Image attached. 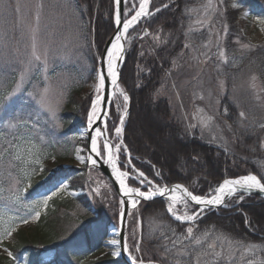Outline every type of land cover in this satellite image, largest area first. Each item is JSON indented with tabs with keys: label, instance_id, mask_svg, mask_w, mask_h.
<instances>
[{
	"label": "trees",
	"instance_id": "trees-1",
	"mask_svg": "<svg viewBox=\"0 0 264 264\" xmlns=\"http://www.w3.org/2000/svg\"><path fill=\"white\" fill-rule=\"evenodd\" d=\"M233 1L237 5L235 8H231L229 0L222 2L211 0L216 9L213 11L212 8H206L209 0H151L150 10L153 13L128 32L125 58L120 70L119 83L129 97V113L123 129V144L133 157L134 165L149 177L153 176L152 166H154L160 170L163 184L182 183L194 194L201 196L210 194L225 178L249 173L264 177L255 167L258 160L254 159L257 157L254 152L260 150L262 143L264 144V127L263 130L260 129L261 131L255 128L254 132L252 130L244 135L245 137L243 136L244 141L248 140L247 145H251L254 151L252 155L244 159L245 161H240L237 153L244 151L235 148L231 151L230 155L233 157L230 159V156L225 154V149L214 146L204 139L201 140L196 135L191 138L181 122L174 118L167 99L159 96L158 90L174 72L173 66H176L178 61H185L195 50H198L202 42L201 35L207 32L208 27L219 35L225 34L223 51L227 63L222 62V67L235 77L239 74V70L244 72L247 69V73L255 72L263 82L264 88V42L259 46L250 45L251 47L247 48L237 45V43L249 45L240 30V13L245 10L264 13V0ZM39 5L50 10L43 13L42 21L39 23V27L42 28L39 37L44 46L43 53L46 52L49 59L48 77L54 84L62 78L61 88L66 98L60 112L65 119L62 120L63 125L59 132L65 129L73 131L77 123L79 126L83 125L82 120L77 118L79 109L82 108L84 111L85 107L86 112L90 104L89 98L86 105L85 100H81L80 91L93 78L101 48L114 30V2L113 0H40ZM225 24L226 32L223 27ZM6 32L10 35L11 29ZM153 36H158L160 42L155 41ZM16 44L17 40L10 35L5 45L6 50H0V97L12 89L17 77V73L9 70L14 66L17 71L18 64L10 61L19 57L21 60H26L23 56L30 57L27 51L26 54L22 52V55H15L16 48L21 50L24 43L18 47ZM7 58L9 60L4 61ZM219 62L220 60L217 63ZM31 72L33 74L34 71ZM232 82L234 80H230L227 75V85L231 86ZM28 89V85L27 89L23 88L24 91ZM141 100H144L151 110L158 109L156 112H159L161 116L159 121L162 124L158 130L167 132L169 139L179 146L178 152L185 171L180 172L174 167L175 160L169 164L157 159L152 149L154 145L149 138L146 135L144 138L137 137L134 133L133 121L140 114ZM15 102L17 106L11 105L3 109L8 113L7 117L10 120L14 115H18L21 121H25L26 116L31 114L32 123L35 121L40 123V119L34 118V111L30 110L34 107L31 102L23 98L20 102L19 100ZM260 103L264 105V98ZM112 110L111 108V114ZM239 116L241 117L236 108H231L225 117L227 121L232 122L234 128V125L238 124ZM247 117L246 111L245 118ZM253 120H258V117ZM259 124L264 125V119ZM148 128L150 132H155V128L150 124ZM237 142L240 140L238 139ZM3 163L4 161L1 165ZM63 172L65 170L57 173L61 175ZM96 172L97 170L93 169L89 171L92 175ZM89 173L85 171L76 173L74 178L78 179V186L74 188H82L80 186L83 181L89 183ZM229 201L226 207L206 211L192 223H182L172 219L166 212V203L162 199L141 201L131 212L139 218L140 229L131 232L132 223L128 227L127 222L128 248L132 246L133 254L138 260L159 264H177V262L195 264L202 249H209V245L214 241L220 242L221 247H226L227 251L256 245L257 247L252 249L258 250V255L264 262L263 198L244 196L240 202ZM84 203L85 198H72L69 195L64 199H54L45 214L40 216L38 230L31 237L21 234L19 244L9 247L11 252L17 257L23 250H28L27 264H67L72 261L73 264H124L109 253H104L95 259L87 258L90 252L101 249V240L107 231L109 221L107 216L95 218L94 213L90 211L92 209L84 210L80 216H73L72 219L70 210ZM96 210H101L99 205ZM97 218L100 220L97 221ZM73 221L81 229L75 227L76 225L72 226ZM189 227L193 229L191 235L187 233ZM77 239L79 240L76 241ZM137 244L139 251L136 250ZM38 248L53 250L52 261L44 262L40 259L41 250L35 256ZM13 259L12 256L5 257L0 259V264H14Z\"/></svg>",
	"mask_w": 264,
	"mask_h": 264
},
{
	"label": "rangeland",
	"instance_id": "rangeland-1",
	"mask_svg": "<svg viewBox=\"0 0 264 264\" xmlns=\"http://www.w3.org/2000/svg\"><path fill=\"white\" fill-rule=\"evenodd\" d=\"M229 1L231 8L237 7L233 0ZM139 2L140 0H126L124 19H130L135 15L139 9ZM39 3L40 0H0V50H6L5 45L11 35L13 39L17 40L16 47L24 43L21 50L16 48L15 55H22V52L25 54L28 52L30 55V57L23 56L26 57V60H21L19 57L17 60L10 61V63L16 62L18 67L17 71L14 66L9 70V72L17 73L13 87L9 92L16 89L18 83L20 87L12 97V102L0 105V259L10 257L8 255V252L11 251L9 247L19 244L21 234L28 237L33 236L38 230L40 218L33 219L35 211H40L41 215L45 214V211L56 198L64 199L66 195L72 198H85L84 205L74 206L70 210L69 214L72 219L73 216H80L84 210L92 209L90 211L94 213L95 218L107 216L109 221L107 234H111L112 227L117 225L121 211L118 196L108 180L98 171L95 175L89 173V183L81 182L82 186L80 187L82 188H74V186H78V179L74 178L75 174L86 171V143L79 130L85 127L87 111L85 112V107L84 111L82 108L79 109L77 118L82 120L83 125L79 126L77 123L74 127L75 131L65 129L59 132L63 125L62 120L65 119L60 112L66 98L65 92L61 88L62 78H59L54 84L48 77L47 63H49V59L47 53H43L44 46L39 37L42 28L39 27V23L42 21L43 13L50 10L48 7L39 5ZM37 16H39V20H37ZM259 19H264L263 12L245 10L239 15L240 30L249 45L259 46L264 42V25L258 23ZM9 28L11 29L10 35L6 32ZM33 37H35V41ZM152 38L160 42L158 36ZM201 38L202 42L198 50H195L193 55L185 61H178L177 65L173 66L174 72L160 86L158 94L167 99L173 110L174 118L181 122L191 138L196 135L201 140L204 139L214 146L225 149V154L229 155L230 159L233 157L230 155L231 151H234L235 148L241 152L244 151V153H237V157L243 161L254 152L251 145L246 143L249 141H244L243 136L252 130L254 132L255 128L259 131L262 129L259 123L264 119L262 117L264 116V105L260 103L264 98L263 82L259 80L255 72L247 73V69L244 72L239 70V74L235 77L225 67H222L223 64L227 63V59H222L219 56V52L223 51L224 33L219 35L214 29L208 27L207 32L201 35ZM34 43L36 54L41 57L40 60L33 58ZM237 45L244 48L242 47L244 44L237 43ZM8 60L9 58L4 61ZM219 60L220 62L217 63ZM32 70L34 71L33 74H31ZM9 72L8 77H10ZM227 75L230 80H234L230 84L231 86L227 85ZM253 76L256 77L255 80L252 79ZM94 77L95 74L80 91L79 97L81 100H85V105L88 104V98L91 101L93 97V93L88 90V85L94 80ZM27 85L29 89L24 91L23 88L27 89ZM21 98L34 105L30 110L31 112L34 111V118L40 119L39 124L36 121L32 123L31 114L26 116L25 121H21L18 115H14L11 120L7 117L8 113L3 109L11 105L17 106L15 101L19 100L20 102ZM113 98V105L110 104L105 128L114 149V146L120 143L122 139L123 131L120 138H117L115 128L121 126L120 116L125 115V102L119 92H115ZM111 108L113 109L112 114ZM231 108H236L239 114L244 113L239 118L235 117L239 121L238 124L234 125V128L232 122L227 121L225 117ZM246 111L248 112L247 118H245ZM128 113L129 110L125 115L126 118ZM149 115H151L149 117L152 122L159 121L161 118L159 112L153 111ZM257 117L258 120H253ZM126 120L124 119L123 129ZM148 124L155 128V132H150ZM133 127L137 137L144 138L146 135L153 143L152 149L157 159L169 164L175 160L174 167L180 172L185 171L183 160L178 152L179 146L169 139L167 132L158 130L155 125L147 121L144 114L137 115L133 121ZM238 139L240 142H237ZM102 143L103 141L100 142L101 147ZM77 149L81 150L79 155L84 158V163L76 159ZM254 153L257 156L254 159L258 160L255 167L261 175H264V144L262 143L261 149ZM128 155L125 150L117 154L118 167L121 171L129 172V178L126 181L128 186L140 188L142 191L150 188L155 190V185L152 183L148 188L145 187L148 183L144 185L139 183L137 170H142L133 165V159ZM2 161H4L3 165H1ZM241 164L244 165V163ZM152 168L155 170L153 176L149 177L146 174L145 176L156 183L154 178L160 170L154 166ZM61 170H65V172L59 175L57 172ZM54 192L56 195H53ZM46 196L51 197V199L44 206L42 201ZM240 196L235 195L225 200L226 204L229 200V202L242 201L239 199ZM165 202L169 203V199H166ZM97 205L100 206L101 210H96ZM174 210L177 215L196 214L189 202L187 207L182 203H177ZM169 215L175 218L170 212ZM22 220H27L28 223L24 224L21 222ZM96 220L100 219L97 218ZM131 223V232L140 229L139 218L135 217L134 213H130L128 216V227ZM75 225L76 223L73 221L72 226ZM91 225L89 226L90 231ZM75 227L79 228L77 225ZM13 228L15 231H13L12 236H6L5 233ZM208 248L202 249L195 264H249V262L264 264L258 255V250L252 248H233L227 251L226 247L222 248L220 242L217 241L211 243ZM40 250V259L44 262L52 261L54 258L53 250L38 248L35 256ZM105 251L107 248L103 246L98 251L90 252L87 258L95 259ZM128 252L135 256L132 246L128 248ZM27 256L28 250H23L22 254L17 257L12 252L14 264H27ZM67 264H73V261Z\"/></svg>",
	"mask_w": 264,
	"mask_h": 264
},
{
	"label": "snow or ice",
	"instance_id": "snow-or-ice-1",
	"mask_svg": "<svg viewBox=\"0 0 264 264\" xmlns=\"http://www.w3.org/2000/svg\"><path fill=\"white\" fill-rule=\"evenodd\" d=\"M222 2V0H221ZM121 4V0H115L116 5V12H115V23L117 25L122 24L123 30H117L115 34L114 40L111 41V47L106 49L107 53V76L111 78V83L115 87V89L123 96V100L125 102L124 104V111L125 115L127 114V101L129 100V97L127 93L124 92V90L120 87L118 83V72H117V61L122 59V52H123V45L121 41L125 38V33L128 32V29L132 27L134 24H136L141 17L150 16L152 13L149 11V4L150 0H140L139 2V9L135 12V15L131 17V19H124L121 20V13L119 10V6ZM235 6V5H234ZM167 7V5H165ZM206 8H212L213 11L216 9L213 7L211 0H209V3L206 5ZM156 11H159V9H156ZM37 20H39V16H37ZM258 23L261 25H264V19H259ZM224 31H227V25L224 26ZM33 40L35 41V37H33ZM242 47H251L250 45H242ZM33 58L35 60H40L41 57L36 54V48L35 43L33 44ZM219 56L222 59H227L225 56L224 51L219 52ZM23 79V77H22ZM253 80L256 79L255 76L252 77ZM105 80L106 76L101 72L97 75V83L94 85V88L96 90V98L92 100L91 102V110L88 112V123L89 126H91L97 119L100 118L101 113V104L102 100L104 99L102 96L99 95L101 90L105 86ZM19 83L17 84V88L14 89L12 92H9L6 94V96L0 97V105H4L8 102H12V97L15 95V92L19 90ZM125 115L120 116V125L119 127L115 128V133L117 138H120L122 131H123V124ZM241 116L244 115V113H240ZM261 127H264V125H261ZM102 135L101 129H96V135L91 137V152L95 154L96 157L104 158V154L106 153V159H104V163L109 164L112 166L113 173L115 175L116 180L120 184V191L124 194V196L131 198L130 202L133 208L137 206L139 203L138 198H143L145 200H151L153 197H156L157 195L163 197L168 193H171L169 196V203L167 207V211L170 212L177 220L180 221H192L195 219V213L192 215H188L185 213L184 215H177V212L174 210L177 203H182L185 207H187L189 199L191 201L195 202L197 205H221L224 202V199L226 196H232L236 193L243 191V192H249L253 189H258L261 192H264V177H258L255 174L249 173L247 175L239 176L238 178L234 179H224L222 183L219 184V186L215 189V195L209 197L194 195L192 191H189V189L181 184H176L172 186L171 188L164 186H155V190H152L151 188L148 191H142L140 188H132L129 187L126 183V180L129 178V172L128 171H121L120 168L117 165L118 157L117 154L120 153L122 150H125V146L123 144V140H120V143H117L114 146L105 141L101 146H98L97 138ZM77 155L76 159L80 161L81 163H84V158L79 155L80 149H77ZM90 163L95 166L97 164V159L92 158L91 156L88 158ZM138 175L137 179L139 180V183L141 185H144L146 183L151 184V181L147 180V177L145 176V173L143 171L137 170ZM157 175H159V172H157ZM66 187V186H65ZM182 193V195L180 194ZM53 195H56L54 192ZM136 197V198H133ZM51 199V197L46 196L44 200L42 201V204L44 206L47 205L48 201ZM240 200L244 199V196L241 195L239 197ZM121 205L125 204L124 200L120 201ZM202 211V209H201ZM41 213L40 211H35V215L33 216V219H38L40 217ZM124 211L121 210V217H123ZM24 224H27V220L21 221ZM13 231L15 229L8 230L5 235L8 237L12 236ZM187 233L191 235L193 233V229L189 227L187 229ZM110 244L113 246L120 245L121 241L117 239H112L110 241ZM212 247V246H210ZM250 248L257 247L256 245H249ZM124 251H128V244L125 242L123 244ZM136 250L139 251V244L136 245ZM112 256H118L120 255V249L116 248L112 251ZM132 259V264H144L142 260H138L136 256H132L131 253H129ZM8 255L11 257L12 252L9 251ZM216 255H219V253H216ZM178 264V262H177ZM249 264H252V262H249Z\"/></svg>",
	"mask_w": 264,
	"mask_h": 264
},
{
	"label": "water",
	"instance_id": "water-1",
	"mask_svg": "<svg viewBox=\"0 0 264 264\" xmlns=\"http://www.w3.org/2000/svg\"><path fill=\"white\" fill-rule=\"evenodd\" d=\"M124 3H125V0H121V4L119 6V10H120V13H121V20L122 21L124 20ZM114 7H115V12H116L115 0H114ZM114 20H115V13H114ZM117 30L122 31L123 30V25L122 24L117 25L116 23L114 24L113 33L107 38V40L103 44V47H102V50H101V55H100V60H99L98 67H97V71L102 72L106 76L105 86L101 90V94H100V96H102L104 98L102 100L101 114H100V115H104L105 116V120L104 121L107 120V117H108V114H107L108 106L110 104V100H111L112 95H113V93L111 92L110 81H109V78H108V76L106 74V71H105V60L107 58L106 49L111 46V41L114 40ZM122 45H123V52H122L121 55L124 58L125 38L122 40ZM123 58L119 60L118 81H119V70H120V67L122 65ZM128 110H129V104H128L127 111ZM93 126L94 127L98 126V122L95 121L93 123ZM102 129H103V132L105 133V137H106V129H105V127L103 126ZM89 136H90V131L88 132V136L86 137V140L89 139ZM93 158L97 159V164L95 166H93L91 163H87V167L99 170L101 172V174L108 180L109 184L112 186V188L115 191L116 195L118 196L119 200L120 201L121 200L125 201V204L121 205V210L123 209L124 215H123V217H121V211H120L118 225L112 227L113 231H112V233L110 235H115V238L117 240L121 241L120 245H116V248L120 249V255H118V257H120L122 260H124L127 264H132V260L130 261L129 260L130 258L129 259L126 258L127 253L123 249V244L125 243V228H126L127 215L129 213L130 209L132 208L131 202H130L131 198L124 196V194L120 191L119 185H118L117 181H115L114 177L112 176V174H111V172L109 170L108 164L104 163V160L103 161L100 160L99 157H96L95 154L93 155ZM104 159H106V158H104ZM238 193H243V194H248V195H258V196H261V197L264 198V192H261L260 190H251L249 192L240 191ZM228 197H230V196H226L225 199H227ZM133 198H136V197H133ZM156 198H164V196L161 197V196L157 195L156 197H153L152 199H156ZM138 199L139 200H145L143 198H138ZM188 199L196 207H204V208L215 209V208H217L219 206H222V204L218 205V206H214V205H197L195 202L191 201L190 198H188ZM103 246L105 248H107V250H109L111 253H112L113 250H115L114 248H110L109 244L106 243L105 241L103 243ZM144 264H147V263H144Z\"/></svg>",
	"mask_w": 264,
	"mask_h": 264
},
{
	"label": "bare ground",
	"instance_id": "bare-ground-1",
	"mask_svg": "<svg viewBox=\"0 0 264 264\" xmlns=\"http://www.w3.org/2000/svg\"><path fill=\"white\" fill-rule=\"evenodd\" d=\"M131 19V18H130ZM121 43H122V41H121ZM111 47V46H110ZM109 47V48H110ZM124 58H125V55H124ZM124 58H123V60H124ZM124 62V61H123ZM118 65H119V60L117 61V72H118ZM107 68H108V64H107V58H106V60H105V71H106V74H107ZM98 73H101L100 71H97L96 73H95V77H94V80L88 85V90L90 91V92H92L93 93V97H92V100L93 99H95L96 98V95H97V93H96V90H95V88H94V85L98 82L97 81V75H98ZM109 78V81H110V86H111V92L112 93H115V92H117V90L115 89V87L112 85V83H111V78L110 77H108ZM101 93V92H100ZM100 93H99V95H100ZM90 110H91V108H90ZM89 110V111H90ZM88 111V112H89ZM156 112V111H158V109H156V110H151L150 109V107L144 102V100H141L140 101V110H139V112H140V115L142 114H144L146 117H147V121H149L152 125H155V127L157 128V129H160L161 128V122L160 121H154V122H152L151 120V118L149 117V116H151V115H149L151 112ZM101 114V113H100ZM105 120V116L104 115H100V118L99 119H97L96 121L98 122V126H93V124L91 125V126H89V123H88V114H87V122H86V125H85V127L84 128H82V129H80L79 130V133L81 134V136H82V138L84 139V141H85V143H86V160H87V162L88 163H90V161H89V157L91 156L92 158H93V155H94V153H92L91 152V137L92 136H94V135H96V129L97 128H99V129H101V132H102V135L100 136V137H98L97 138V143H98V146H100V142H102L103 141V143L105 142V141H107L108 143H110V140H109V138H108V136L106 135V137H105V133L103 132V129H102V126H106V121H104ZM90 131V136H89V139L88 140H86V137L88 136V132ZM107 133V132H106ZM103 143H102V145H103ZM111 144V143H110ZM112 145V144H111ZM114 150V149H113ZM100 158V160H104V158H106V153L104 154V158H101V157H99ZM117 165H118V163H117ZM108 166H109V170H110V172H111V174H112V176L114 177V179H115V181H117L116 180V178H115V175H114V173H113V170H112V166L111 165H109L108 164ZM127 181V180H126ZM117 183H118V185H119V188H120V184H119V182L117 181ZM127 183V182H126ZM128 185V184H127ZM253 190H258V189H253ZM169 195H167L168 196V199H169V196L171 195V193H168ZM181 195H182V193H180ZM215 206V205H214ZM112 239H116L115 238V235H110V234H108L106 237H105V239H104V241L106 242V243H108L109 244V247L110 248H114V249H116V246H113V245H111L110 244V241L112 240ZM126 253H127V256H126V258L127 259H129L130 261L132 260L131 259V257L129 256V254H128V251H126ZM118 259H120L124 264H127L124 260H122L120 257H117ZM151 263H154V262H151ZM155 264V263H154Z\"/></svg>",
	"mask_w": 264,
	"mask_h": 264
}]
</instances>
